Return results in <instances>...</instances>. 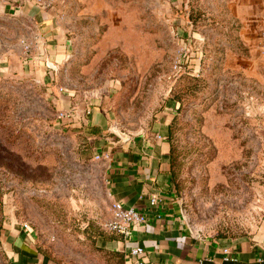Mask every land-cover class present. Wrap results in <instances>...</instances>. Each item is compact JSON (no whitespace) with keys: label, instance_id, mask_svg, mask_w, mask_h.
I'll use <instances>...</instances> for the list:
<instances>
[{"label":"rangeland","instance_id":"rangeland-1","mask_svg":"<svg viewBox=\"0 0 264 264\" xmlns=\"http://www.w3.org/2000/svg\"><path fill=\"white\" fill-rule=\"evenodd\" d=\"M163 138L194 232L264 235V0H0V264L13 227L50 264H130L111 154Z\"/></svg>","mask_w":264,"mask_h":264},{"label":"crops","instance_id":"crops-1","mask_svg":"<svg viewBox=\"0 0 264 264\" xmlns=\"http://www.w3.org/2000/svg\"><path fill=\"white\" fill-rule=\"evenodd\" d=\"M164 140H129L111 154L112 202L138 209L146 222L129 239L109 241L108 248L126 258L131 248L142 246L146 264H264V235L206 240L190 233L171 186L170 145ZM152 196L162 199L154 208L149 205ZM5 239L15 263L50 264L33 250L26 231L13 227Z\"/></svg>","mask_w":264,"mask_h":264},{"label":"built area","instance_id":"built-area-1","mask_svg":"<svg viewBox=\"0 0 264 264\" xmlns=\"http://www.w3.org/2000/svg\"><path fill=\"white\" fill-rule=\"evenodd\" d=\"M90 113V112H89ZM162 202L158 196H152L149 201L151 208L156 207ZM146 222V216L138 209L126 207L119 202H113L111 205V219L107 223L106 228L110 232H114L122 236L125 240L129 239L134 229ZM28 228V225H25ZM228 255L226 260H231V253L225 250ZM145 249L142 246H135L129 250L126 258L130 264H146L143 261Z\"/></svg>","mask_w":264,"mask_h":264},{"label":"trees","instance_id":"trees-1","mask_svg":"<svg viewBox=\"0 0 264 264\" xmlns=\"http://www.w3.org/2000/svg\"><path fill=\"white\" fill-rule=\"evenodd\" d=\"M170 154H171V150H170ZM175 192V191H174ZM109 236H108V240L109 241H115V240H121L123 237L122 236H120L119 234H116V233H114V232H110L109 234H108Z\"/></svg>","mask_w":264,"mask_h":264},{"label":"water","instance_id":"water-1","mask_svg":"<svg viewBox=\"0 0 264 264\" xmlns=\"http://www.w3.org/2000/svg\"><path fill=\"white\" fill-rule=\"evenodd\" d=\"M123 142H127V140L124 139ZM182 214H183V219L185 220V222H186V224H187V227H188L190 233H191L195 238L199 237V233L194 232L193 229H192V228L190 227V225L188 224V222H187V220H186V218H185V215H184V213H183V210H182Z\"/></svg>","mask_w":264,"mask_h":264}]
</instances>
